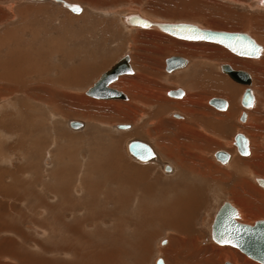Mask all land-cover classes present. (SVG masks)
<instances>
[{
  "label": "rangeland",
  "instance_id": "rangeland-1",
  "mask_svg": "<svg viewBox=\"0 0 264 264\" xmlns=\"http://www.w3.org/2000/svg\"><path fill=\"white\" fill-rule=\"evenodd\" d=\"M66 1L81 5L82 13L72 14L60 6L49 2L40 3L39 0H0V74L4 63L15 62L16 59L20 68L33 70H29V75L17 80L0 82V86L5 88L0 90V264H106L107 254L108 257L112 254V259H115L114 261L110 259L112 261L109 264H115L117 259L118 264L123 262L155 264L158 258L164 259L165 264H189L193 261L187 260L189 257L193 258L196 264H224L233 260L238 264H246L250 258L238 249L211 241L210 227L216 211L225 201L234 207L236 204L240 216L244 214L252 216L246 223L248 225L264 219L259 216L253 217L258 209L264 210V190L256 182L257 178L264 179V159L260 161V165L253 166L258 172L254 178L248 174L245 165L238 164L239 161L229 168V163L219 164L213 154L218 150L232 152L226 142L228 143L232 135L240 129L246 133V137L254 134L252 138L249 137L252 152L247 158H241L233 153L234 159L241 158L243 161L251 159L256 145L258 147L261 145L264 150V86L263 89L259 87L261 83L257 86L258 81L264 80V68L262 65L256 67L257 71L253 75L250 66L247 65L248 69L243 66L234 68L230 63L234 60L252 62V59L239 58L215 44L177 40L155 29H125L121 17L124 14L138 13L155 22H187L219 31L244 32L262 45L261 41H257L259 39L257 35L264 38V8L259 7L256 0L254 4L248 0H242L241 3L232 0ZM205 17L210 21L207 25H204ZM242 17L249 18L248 22L256 18L259 24L252 28L245 21L248 28L242 29L237 25L238 22L241 24ZM190 45L202 47L205 45L206 48L216 49V56L225 57L226 54L230 57L228 60H212L206 65L201 63L198 69H195L192 61L196 64V60L199 59L192 55ZM165 48L168 51L164 50ZM169 48H172V51ZM129 51L132 53L131 65L137 75L141 69L149 79H152L147 80L148 82L138 81L143 91L145 85L149 86L151 82H156L155 80L167 85L162 96L174 104L170 111L175 108L176 101H182L185 97L188 99L191 95L199 105L200 103L208 105V100L216 97L226 100L229 107L228 98L209 92L210 79L212 82L222 83L221 78H225L228 85L232 83L237 87L235 90L227 87L228 89L235 91L236 94L239 90L236 98L230 99L233 103L238 98L235 107L239 109V113L242 109L239 100L245 86L231 82L219 70V66L227 64L234 70L248 72L252 78L254 104L248 111L250 124L242 126L236 120L239 119V115L232 118L233 120L227 119L226 128L230 130L227 140L221 137L223 142L217 145V149L203 152L201 154V158H205L203 161L193 160L190 155L189 157L186 155V151L179 153L186 161L190 160L192 167L196 164L195 167L200 169L197 174L189 176L188 180L202 184L200 186L202 191L200 194L196 192L194 196L197 199V207H194L192 213L194 216L189 219L190 226H187L189 231L186 235L182 233L183 236L180 232L177 234L176 230H169L160 221L152 220L151 217L147 222L144 220L139 223V214H136L139 199L142 210L165 208L175 200L174 190L168 184L176 181L175 174L178 171L173 158L169 159L158 147L157 150L154 148L149 141L151 138L149 134L147 135L149 138H141L137 134L140 128L134 118L135 112L130 116L131 120L121 119L123 106L128 110L138 108L142 100L135 97L133 99L130 94L124 92L129 101H97L84 94L102 73ZM172 55L183 56L192 61L185 69L167 74L164 71L165 60ZM69 68L80 69L77 80L79 83L75 85L65 83V86L60 87L57 81L59 73L67 75ZM206 73L210 74H207L209 78L211 77L205 78L207 89H200L201 87L198 89L202 91L193 89L194 85L199 86L195 82L198 75L205 77ZM137 75L121 76L111 88L124 89L125 85L128 88L130 84L126 81L131 79L137 82L139 80ZM45 79L50 80L49 83H46ZM176 87L185 90L184 98L178 100L166 96L167 91ZM6 89L13 92L7 94ZM26 89H29V92ZM54 90H57V93L54 94ZM196 91L202 92L203 97L199 98V94H195ZM138 92L142 93L141 90H135V93ZM255 109V115L261 118L259 120L256 118L253 122ZM68 121L83 122L84 127L79 130L70 129ZM171 121L175 126L179 124V129L184 128L185 132L192 130L184 127L190 124L187 121L182 123L175 117ZM94 123L100 124L94 127ZM253 123L258 124L259 128L252 129ZM118 124H129L132 128L117 130L115 126ZM223 130L218 129L220 135ZM134 139L149 143L160 161L143 165L136 162L126 151L127 142ZM255 139L259 145L255 144ZM170 151L172 152V149ZM260 152L259 150L258 153ZM162 161L174 165V174L168 175L161 170ZM236 164L240 165V168ZM133 166L149 167L145 182L154 186L148 191L151 195L141 193L139 195L138 192L131 191L129 186L139 183L137 178L125 177L127 170ZM209 168L212 177L224 181V184L219 181L217 184H221L225 190L221 185L206 182L201 178L199 173ZM215 170L220 172L216 173ZM115 171L125 180L117 177L118 182L113 181L116 177ZM242 172H246L244 176ZM235 176L237 178L235 181L240 182L239 186L241 184L242 187L232 189L234 183L231 184L230 181H234ZM241 179H246L254 188L250 186L251 189H248L247 183ZM183 181H176L175 185L182 187L189 184L188 181ZM225 182L230 183L229 186ZM229 191H233L235 195ZM120 196H127V201L122 202ZM131 196L135 199H131ZM240 197L251 201L252 212L243 210L241 206L238 208ZM142 201L144 203H141ZM135 215L138 221L135 219V222H132L131 220L136 218ZM238 221L243 223L240 217ZM115 224H122L118 226L120 230L117 232L114 230ZM117 233H121V236L116 235ZM191 234L193 236H190ZM170 236L175 243L170 247V253L162 252L169 242L166 245H161V242L169 241ZM180 238H184L185 241L187 239L185 242L187 246H184L183 242L179 243ZM176 246L183 253V258L180 257L179 260L173 258ZM223 249L225 253L222 252Z\"/></svg>",
  "mask_w": 264,
  "mask_h": 264
},
{
  "label": "bare ground",
  "instance_id": "bare-ground-1",
  "mask_svg": "<svg viewBox=\"0 0 264 264\" xmlns=\"http://www.w3.org/2000/svg\"><path fill=\"white\" fill-rule=\"evenodd\" d=\"M66 1V0H65ZM232 1H235L236 3H241L242 2V0H232ZM248 1H251V2H253V4L255 3L254 1L255 0H248ZM40 3L42 2V3H45V2H49V3H52V4H54V5H56V6H60V7H62L60 4H57V3H55V2H53V0H42V1H39ZM68 2V1H67ZM70 3V2H69ZM256 3L259 5V7H263L264 8V0H256ZM73 4V3H72ZM79 5V4H78ZM257 5V6H258ZM81 8V11L79 12V13H77L76 15H79V14H81L82 13V10H83V8H82V6L81 5H79ZM254 6V5H253ZM63 9H65L64 7H62ZM222 8V7H221ZM220 7H218V9H221ZM263 8H261V10H263ZM217 9V8H216ZM217 9V10H218ZM72 14H74V13H72ZM129 16H138V17H140L141 19H144V20H146V21H148L151 25L150 26H147V27H143V26H138V25H130L129 23H127V18L129 17ZM236 16V15H235ZM238 17H239V15H238ZM245 17V16H244ZM244 17H242V22H243V24H242V22H241V24H239V22L237 23V25L240 27V28H242V29H247L248 28V25L250 24V27H252V28H254L255 26H257L258 24H257V21H259V20H257L256 18L255 19H253V21H251V22H248V20H249V18H246V19H243ZM260 17V16H259ZM208 17H205V19H203L205 22H206V24H204V25H207L208 23H210V21H208L209 19H207ZM251 18V17H250ZM258 18V17H257ZM239 19V18H238ZM251 19V20H252ZM152 19H148V18H146V17H143L142 15H140V14H138V13H130V14H124L122 17H121V22L123 23V27L125 28V29H130V28H133V29H155V30H157L158 32H160V33H162V34H165V35H168V36H170V37H172V38H174V39H177V40H181V41H184V42H192V43H209V44H215V45H218V44H216V43H212V42H209V41H205V40H192V39H181V38H177V37H174V36H172V35H170V34H168V33H166L165 31H162V30H160L156 25L157 24H160V23H169V24H192V25H195L196 27H198L199 29H209V30H213V31H219V30H214V29H210V28H206V27H201V26H199V25H197V24H193V23H187V22H155L154 20H152ZM154 21V22H153ZM245 21H247V24L248 25H246V22ZM203 22V21H202ZM204 23V22H203ZM263 24V23H262ZM212 26V25H211ZM260 27V26H259ZM238 28V27H237ZM222 31V30H221ZM224 32H228V31H224ZM153 33V32H152ZM241 33H244V32H241ZM254 33H255V35H257L256 34V32L254 31ZM247 34V33H246ZM248 35V34H247ZM251 37V36H250ZM254 37V36H253ZM256 37V36H255ZM257 37L260 39H256L257 41H261L263 44L261 45V44H259V43H257L256 41H255V39L254 38H252L255 42H256V44H258V45H260L261 46V50H260V54H259V56L258 57H255V58H251V57H242V56H239V55H236V54H234V53H231L230 51H228L225 47H223V46H221V45H218V46H220V47H222V48H224V49H226L228 52H230L231 54H233V55H235V56H237V57H239V58H246V59H252L253 61L252 62H246V63H244L245 61L243 60L242 62H238V60H234L233 62L231 61L230 63H231V65H232V67H238V66H243L244 68H246V69H248L247 68V65L248 66H250L251 68H250V70H251V72H252V74L254 75V72L255 71H257V68L256 67H258V66H261L262 65V68H264V38H261L259 35H257ZM157 39V38H156ZM161 40V39H160ZM199 45H201V44H199ZM194 46V45H190V47H191V50L193 51V54H192V52L190 53V52H182L183 54H192L194 57H196L197 59H199V60H196L197 61V63L195 64H193V61L192 60H190V59H186V58H184L183 56H179V55H172V56H176V57H181L182 59H185L186 60V63L181 67V68H179V69H176V70H174V71H172L171 73H168V72H166L165 71V68H164V71L167 73V74H172V73H174V72H177V71H180V70H183V69H185V67L188 65V64H190L191 63V61H192V65H193V67L195 68V69H198V67H199V65L201 64V63H203V65H206V64H210V62L212 61V60H216V61H220V60H228V58L230 57V56H228V55H226V54H224L225 55V57L224 56H216L215 55V50L216 49H211V48H206V47H202V46ZM160 49H161V47H159ZM158 48V49H159ZM171 51H172V48H169ZM162 50V49H161ZM164 50H167L168 51V49H164ZM160 51V50H159ZM263 53V54H262ZM17 55V54H16ZM15 55V56H16ZM262 55V56H261ZM20 56V55H19ZM172 56H169V57H172ZM261 56V57H260ZM122 57H127V62H128V65H129V71L128 72H126V73H123V74H121V75H118L117 76V78L113 81V82H111L109 85H108V87L109 88H111L112 86V84L115 82V81H119L118 80V78L119 77H121V76H125V75H133V74H136L137 75V73H136V71L134 70V69H132V67H131V65H130V62H131V59H130V51L129 52H127V54L125 55H122L116 62H118ZM168 57V58H169ZM260 57V58H259ZM168 58H166V59H168ZM258 58V59H257ZM25 59V58H24ZM26 62V61H25ZM31 62V61H30ZM115 62V63H116ZM209 62V63H208ZM114 63V64H115ZM3 64V63H2ZM1 64V65H2ZM28 64V63H27ZM31 64V63H30ZM113 64V65H114ZM112 65V66H113ZM29 66V65H28ZM111 66V67H112ZM164 67H166L165 65H164ZM2 72H1V74H0V82L1 83H5V81H13V80H17V79H19V78H22V77H25V76H27V75H29V73H30V71L32 70H24V68H20V66H19V63H18V60L16 59V61L15 62H13V61H10V62H6V63H4V65H2ZM262 68H260V70H262ZM233 69V68H232ZM79 70L80 69H76V68H73V69H70L69 68V71L66 73L67 75H65L64 73H62V72H60V70H59V76H58V80L57 81H59V83H58V85H60V87L61 86H65V83H67V84H73V85H75V84H77V83H79V82H77V80H79L78 78H79ZM219 70H220V66H219ZM33 71V70H32ZM221 71V70H220ZM210 72H212V71H209V73ZM248 73V72H247ZM57 74V73H56ZM208 73H206L205 74V77L204 76H202V75H198V77H197V79H196V81L195 82H197L198 84H199V86L198 87H196L195 85L193 86V89H195V88H200V89H207V87H206V82H205V78H209L208 77V75H210V74H208ZM249 74V73H248ZM70 75V76H69ZM226 75V74H225ZM250 75V74H249ZM16 76V77H15ZM57 76V75H56ZM94 76V75H93ZM227 76V75H226ZM30 77V76H29ZM45 77V76H44ZM136 77H139V78H142V79H144V80H152V79H149V77L146 75V73H145V71H142L141 69H140V73L136 76ZM213 77H214V75H213ZM228 77V76H227ZM99 78V77H98ZM97 78V79H98ZM211 78V77H210ZM209 78V79H210ZM229 78V77H228ZM96 79V80H97ZM122 79V78H121ZM222 80H223V82L222 83H216V82H212V79H210V81H209V85H210V89H209V92L211 93V94H214L215 95V93L216 94H219L220 96H222V97H226V98H228L227 100H228V102H229V107L228 106H226V108L224 109V110H218V111H222V114H220L223 118L220 120V121H218V126H217V128H219V129H224L223 127H225V129H226V121H227V119L228 120H230V119H232V118H234L236 115L238 116L239 115V117H240V114H241V112H245L246 113V119H245V121L244 122H241V121H239V119H236V120H238L239 121V123H241V125L242 126H246V125H248V124H250V115L248 114V111H249V109L253 106H250V107H247V108H245V107H242L241 106V104H240V100H239V104H240V106H241V110L239 111V113H238V108L237 107H235L236 106V102H237V100H238V98H237V100H236V102L235 101H233V103H231L230 102V99H232V97H234V98H236V96L238 95V92H239V90H237V94H236V92L234 91L233 92V90H235V89H237V87L236 86H234V85H232V83L230 84V85H228L226 82H227V80H224L225 78H221ZM230 79V81L231 82H233V83H236V84H240V85H243V84H241V83H238V82H235V81H233L231 78H229ZM250 79H252L251 78V76H250ZM23 80V79H22ZM21 80V81H22ZM43 80V79H42ZM178 81H179V79H177ZM19 81V80H18ZM20 81V82H21ZM45 81H46V83H49V81L50 80H46L45 79ZM171 81H173V80H171ZM193 81V80H192ZM52 82V81H51ZM95 82V81H94ZM212 82V83H211ZM15 83H16V81H15ZM18 83V82H17ZM22 83V82H21ZM126 83L127 84H132V85H134V86H136V87H138V82H136L135 80H129V81H126ZM258 83L260 84V86L259 87H262V89H263V86H264V80H261V82H257V86H258ZM251 84H252V80H251ZM251 84H250V89H251ZM25 85V84H24ZM262 85V86H261ZM21 86V85H20ZM32 86V85H31ZM48 86V85H47ZM70 86H72V85H70ZM243 86H245V88H246V85H243ZM24 87V86H23ZM25 87H27V86H25ZM189 87H190V85H189ZM227 87H229V88H231V89H233V90H231V89H228ZM16 88V87H15ZM191 88V87H190ZM5 88H3V86L1 87L0 86V90H4ZM111 89H113V88H111ZM179 89V88H178ZM200 89H198V90H200ZM7 90V89H6ZM5 90V91H6ZM13 90V89H12ZM25 90V89H24ZM114 90H116V89H114ZM175 90H177V89H175ZM182 90V89H181ZM245 90V89H244ZM252 90V89H251ZM260 90V89H259ZM4 91V92H5ZM26 91L27 92H29V89H26ZM52 91V90H51ZM59 91V90H58ZM116 91H118V90H116ZM171 91H174L173 89L172 90H170V91H167L166 92V96L167 97H170V98H175V99H178L179 100V98H184V96H185V91L184 90H182L183 91V96L182 97H171V96H168L167 95V93L168 92H171ZM220 91V92H219ZM241 91V90H240ZM264 91V90H263ZM11 92H13V91H11ZM10 92V90L8 89L7 90V94L8 93H11ZM120 92V91H119ZM243 92L244 91H241V97H242V94H243ZM253 92V91H252ZM54 94L55 93H57V90H54V92H53ZM121 93H123V92H121ZM192 93V92H191ZM62 94V93H61ZM85 94V93H84ZM124 94V93H123ZM138 94L139 93H135L133 96L134 97H137L138 96ZM236 94V95H235ZM64 95V94H63ZM86 95V94H85ZM87 96V95H86ZM124 96H125V98L124 99H122V98H117V99H100V98H93V97H90V96H88V97H90V98H92V99H96L97 101L98 100H119V101H128L129 99H128V97L124 94ZM61 97V96H60ZM241 97H240V99H241ZM253 97H254V93H253ZM174 99V100H175ZM210 100V99H209ZM208 100V101H209ZM53 101V100H52ZM102 101V102H103ZM226 101V100H225ZM102 102H98L99 104H101ZM190 102H192V104H190ZM200 102V101H199ZM53 103H55L54 101H53ZM97 103V104H98ZM104 103V102H103ZM188 104V106L190 105V106H194V105H197L198 104V102H197V100H194L193 99V96L191 95L190 96V99L189 100H182V101H177V102H175V108L173 109V110H176V111H180L182 114H184V115H187L188 116V118L192 121V122H194V120L196 121V122H199V123H202L203 122V120H198V118L196 117V118H194V115H195V113H194V109H187L186 107H184V104ZM208 103V102H207ZM105 104V103H104ZM185 104V105H186ZM254 104V103H253ZM199 105V104H198ZM208 105H209V103H208ZM264 105V104H263ZM209 106H211V105H209ZM212 107V106H211ZM228 107V108H227ZM214 108V107H213ZM172 109V108H171ZM257 109H258V107H257ZM162 111V110H161ZM161 111H159L160 113H161ZM223 111H225V112H223ZM255 111H256V109L254 110V112H253V122H255V120H256V118H258L256 115H255ZM133 113H134V111H133ZM238 113V114H237ZM262 114V113H261ZM175 118H180V119H183V118H185V117H183V116H179V115H177V114H175V115H173ZM262 116V115H261ZM238 117V118H239ZM194 118V119H193ZM261 118V117H260ZM260 118H258V120L260 119ZM218 119H220V118H218ZM162 120V119H161ZM233 120V119H232ZM69 122L70 121H68L67 122V125L69 126ZM77 122H79V121H77ZM79 123H81L82 124V126L80 127V128H82V127H84V124H83V122H79ZM203 124V123H202ZM254 124V123H253ZM119 125H124V127H125V129H131L132 128V126L131 125H129V124H118V125H116V126H119ZM115 126V127H116ZM128 126V127H127ZM127 127V128H126ZM234 127V126H233ZM259 128V126H258V124L257 125H252V129H254V128ZM70 128V127H69ZM80 128H78V129H73V130H79ZM70 129H72V128H70ZM116 129L117 130H119V128H117L116 127ZM125 129H120V130H125ZM184 128H180V130L181 131H186V130H183ZM189 130H191V131H189V132H187V133H190L191 135L192 134H194V135H196V131L193 129V128H188ZM250 129H251V127H250ZM82 130V129H81ZM194 130V132H192ZM218 131V130H217ZM220 132V131H219ZM177 133V132H176ZM238 133H241V134H243L244 136H245V132L242 130V129H240V130H238V131H236L233 135H232V137H231V139H230V141L227 143L226 142V145H227V147H229L230 149H232V152H228V151H224V152H226L228 155H229V159H228V161L226 162V163H229L230 165L228 166L229 168H231L232 167V165H234L235 163H237L238 161H239V163L238 164H240V163H242L243 165H245V167H247V170H248V174H250V175H253V177L255 178V176H257V174H258V172L256 171V168H254L253 166H255V165H260L261 164V162L260 161H262L263 159H264V150H263V148L262 147H258L257 145L255 146V150H253V156H252V158L251 159H249V160H247V161H243V160H241V158H247V157H249L250 155H251V140L249 139V137H251L252 138V136L254 135V134H252L251 133V135L249 134V137H248V135H247V141H248V154L247 155H240L238 152H237V149H236V147L233 145V141H234V137H235V135L236 134H238ZM163 137V136H162ZM168 137V136H167ZM165 138V137H164ZM169 139V138H168ZM191 140V139H190ZM189 140V141H190ZM131 141H140L139 139H134V140H131ZM131 141H129V142H131ZM206 141V140H205ZM129 142H127V144H126V151H127V153L128 154H130L129 152H128V148H127V146H128V143ZM141 142H144V141H141ZM178 142V141H177ZM181 142V141H180ZM255 144L257 143L258 145H259V142H257V139H255ZM144 143H146V142H144ZM262 143V142H261ZM146 144H148V143H146ZM150 147H151V149H152V151H153V154H154V158H152V159H150V160H148V161H140V160H138V159H136V158H134L131 154V157L137 162L138 161V163H140L141 165H143V164H150V163H156V162H159L160 161V159H159V156H158V154L154 151V149L152 148V146L150 145V144H148ZM186 145V144H185ZM165 146V145H164ZM164 146H159L158 148L160 149V151H163V153L169 158V159H172L173 160V162L177 165V167H178V171H177V173L175 174L176 176H175V178H177L176 179V181H181V182H184L183 180H185V182L186 181H188L189 182V184L187 183L186 185H182V187H180V185H175L176 184V181H173V182H170V184H168V185H170L169 187L172 189V190H174V195L175 196H173V198H175V200H173L172 201V203H170L167 207H165V208H145V209H143L142 210V208H141V206H142V204H140L139 203V201H140V199H139V201H137V203L139 204L137 207H138V210H137V215L139 214V223H141V221H144V222H147L148 220L147 219H151L152 218V220H154V221H156V220H158V222L160 221L161 223H163L165 226H166V228H168L169 230L170 229H172V230H176V233L178 234V232H180V235L183 233V234H187L188 233V231H189V229L187 228V226H190V225H188V222H189V219L191 218V217H193L194 215H192V213H193V211H194V207H197V199H195V194H196V192L198 193V194H200V192L202 191V189H201V187L200 186H202V184H196L195 183V181L193 182V181H189L188 180V177L189 176H192V175H194V174H197L198 172H199V170L200 169H198V168H196L195 166H196V164H194L193 165V167H192V165L190 164V163H188L185 159H183V157L178 153V152H176L175 154L173 153L174 152V150H172V152L170 151V147H166V148H168V150H165L164 148ZM171 146V145H170ZM188 148H189V150L192 148L193 149V147H189V146H186L185 147V149H187L188 150ZM194 150H195V148H194ZM258 150V151H257ZM259 150L261 151L260 153H258L259 152ZM205 151H207L206 149H204L203 147H199V149H197L196 151H193V150H191V151H186L187 152V154L186 155H188V157H189V155L191 156V158H193L195 161L197 160V161H203V159H205V158H201V154L203 153V152H205ZM219 151V150H218ZM221 151H223V150H221ZM191 154H190V153ZM233 153H235L236 155H238V156H240L241 158H240V160H238V159H234L233 158ZM184 156H185V154H184ZM185 157H187V156H185ZM215 159V158H214ZM216 160V159H215ZM217 161V160H216ZM219 164H225V163H221V162H219V161H217ZM114 163H116V162H114ZM237 165V164H236ZM160 166H161V170L165 173V174H168V175H171V173L172 174H174V171H173V167H172V165H169V164H166V163H163V161L160 163ZM165 166H169V170H165ZM237 166H239V168H240V165H237ZM236 166V167H237ZM29 167V166H28ZM92 167V166H91ZM243 168L244 170L246 169V168ZM117 167H115V169H116ZM160 168V167H159ZM211 168V167H210ZM210 168L209 169H207L205 172H203L202 171V173L200 172L199 174L201 175V178L202 179H204V181H206V182H208V181H210V183H212V182H214V184L216 183L217 184V182L219 181V183H222V184H224L223 182L224 181H220V180H218V179H216V177L214 178V177H212V171L210 170ZM238 168V169H239ZM107 169H109V168H107ZM114 169V168H113ZM148 169H149V167H146V166H141V167H137V166H133L132 167V169H128L127 170V173L125 174V177L128 179H133V178H137L138 179V181H139V183H137V184H133V186L132 185H130L129 187L131 188V191L132 192H135V193H137L138 192V194L139 193H141V194H143V195H151L150 194V192H148V191H151L150 189H152L153 187H152V184H148V183H146L145 182V180L147 181V173H148ZM212 169V168H211ZM237 169V168H236ZM117 170V169H116ZM121 170V169H120ZM213 170V169H212ZM216 171V173H219L220 171H218V170H215ZM229 171V170H228ZM240 172L242 171V167H241V170H239ZM246 171V170H245ZM234 172V171H233ZM115 173H116V177L115 178H113V181H115V182H118V181H116L117 180V177L118 178H120L119 176V174H118V172L117 171H115ZM244 173H246V172H244ZM244 173L242 172L241 174L244 176ZM215 174V173H214ZM231 175H232V173H230ZM237 174V173H236ZM236 174H234V175H236ZM247 174V175H248ZM223 175V174H222ZM239 175H240V173H239ZM242 175H240V176H242ZM59 176V175H58ZM227 176V175H226ZM230 176V175H229ZM239 176V177H240ZM209 178V179H208ZM227 178V177H226ZM229 178V177H228ZM231 178V177H230ZM235 178H236V176L234 177V181H230V183L232 182V183H234V185H232V189H235L236 187H238L239 186V183H237V181H235ZM241 178V177H240ZM245 178H246V175H245ZM1 179V178H0ZM121 179V178H120ZM237 179V178H236ZM257 179H260V178H257ZM257 179H256V182H257ZM121 180H125V178L123 177V179H121ZM121 180H119V181H121ZM241 180H243V179H241ZM262 180H264V179H262ZM239 181V180H238ZM244 182H246L247 183V186H248V189H251L250 188V186L252 187V189L254 188L252 185H250V183L249 182H247L246 181V179L245 180H243ZM126 183H127V181H125ZM90 183V182H89ZM120 183H122V181L120 182ZM119 183V184H120ZM153 183H155L154 181H153ZM202 183V182H201ZM226 184H228V186H229V184L230 183H228V182H225ZM231 183V184H232ZM115 184V183H114ZM157 184V183H156ZM244 185H245V183H243ZM257 184H258V182H257ZM122 185H123V183H122ZM143 186V188L141 189V187ZM154 185V184H153ZM158 185V184H157ZM156 185V186H157ZM217 185H219V184H217ZM221 185V184H220ZM219 185V186H220ZM259 185V184H258ZM140 186V188L138 189V187ZM225 186H227V185H225ZM231 186V185H230ZM263 190H264V188L261 186V185H259ZM9 187V186H8ZM221 187H222V185H221ZM239 187H242L241 186V184H240V186ZM238 187V188H239ZM170 188H167V189H170ZM3 189V188H2ZM15 189V188H14ZM121 189V188H120ZM155 189V188H154ZM181 189V190H180ZM222 189H224L225 190V187L223 188L222 187ZM241 190H243V188L241 189ZM109 192V191H108ZM173 192V191H172ZM224 192V191H223ZM233 196L235 195V193L233 192V191H229ZM60 193V192H59ZM114 193V192H113ZM152 193V192H151ZM171 193V192H170ZM228 193V192H227ZM134 194V193H133ZM172 194V193H171ZM140 195V194H139ZM238 195H241V194H239L238 193ZM109 196V195H108ZM122 196H120V198H121ZM145 197V196H144ZM263 197H264V194H263ZM112 198V197H111ZM117 199H119V198H117ZM131 199H135V198H133L132 196H131ZM137 199V198H136ZM240 201H239V199H238V201H239V203H238V205H239V207L238 208H240V206L242 207V209L243 210H248V211H251L252 210V207H251V205H252V203H251V201H249V200H246V199H243V197H240ZM125 200L127 201V196L126 197H122V199H121V201L122 202H125ZM155 200V199H154ZM98 201V200H97ZM171 201V200H170ZM110 202H111V200H110ZM141 203H144L143 201L141 202ZM237 203V202H236ZM113 204H115L114 202H113ZM129 204V203H128ZM159 205V204H158ZM237 205V206H238ZM116 206V205H115ZM146 206V205H145ZM148 206V205H147ZM123 207V206H122ZM150 207V206H149ZM117 208H118V205H117ZM235 208L237 209V207H236V204H235ZM115 209V208H114ZM147 209H150V210H147ZM238 210V209H237ZM252 212V211H251ZM164 213V214H163ZM150 214H152V215H150ZM240 214V212H239V210H238V215ZM134 215V214H133ZM245 215V214H244ZM244 215L243 216H240L239 215V217H240V219L241 220H243V223H248L247 221L249 220V218H251L252 216H250V215H245V217H244ZM136 216V215H135ZM264 217V210L262 209V211L261 210H259L258 209V211H256V215H254L253 217ZM149 217V218H148ZM151 217V218H150ZM123 219V218H122ZM135 219L138 221V218H137V216H136V218H133L131 221L132 222H135ZM142 219V220H141ZM112 222V221H111ZM151 221H149V223H150ZM158 222H156V223H158ZM129 223H130V221H129ZM119 224V223H118ZM118 224H115L114 225V230L117 232L118 230H120L119 229V227L118 226H122V224L121 225H118ZM146 225V224H145ZM190 228V227H189ZM14 229V228H13ZM122 229V228H121ZM141 229V228H140ZM119 232H121V231H119ZM115 233V232H114ZM175 233V232H174ZM194 233V232H193ZM192 233V234H193ZM121 234V233H120ZM119 233H117L116 235H118V236H121ZM183 234H182V236H183ZM190 235V236H193V235ZM176 235V234H175ZM173 237V236H172ZM195 237V236H194ZM170 238H171V236H170ZM193 238V237H192ZM197 238V237H196ZM195 238V239H196ZM116 239L120 242V240L118 239V237H116ZM168 240L169 241H166V240H163L162 242H161V245H166V243L167 242H169V244H168V246L165 248V249H163L162 250V252H165V253H170V251H169V249H170V247L172 246V244H174L175 243V240L174 239H169L168 238ZM189 240V239H188ZM178 241H179V243L180 242H183L184 243V246H187V245H185V242L187 241V239H186V241H185V239L184 238H180V240L178 239ZM145 242V241H144ZM193 242V241H192ZM114 243V242H113ZM143 244V243H142ZM182 245V244H181ZM222 246V245H221ZM195 248V247H194ZM180 248L179 247H177L176 246V249L174 250V251H176L175 252V256L173 257L175 260H179L180 259V257H182L183 258V253H182V251H180L179 250ZM168 251V252H167ZM173 251V250H172ZM184 251V250H183ZM196 251V250H195ZM201 251V250H200ZM222 252H224L225 253V250L223 249L222 250ZM174 254V253H173ZM180 254V255H179ZM243 254V253H242ZM116 255H119V254H116ZM227 254H225V256H226ZM109 255L107 254L106 255V264H109L112 260L114 261L115 259H112V254H111V257H108ZM114 256H115V254H114ZM191 256V255H190ZM229 256V255H228ZM246 256V255H245ZM117 257V256H116ZM116 257H114V258H116ZM247 257V256H246ZM105 257H103V259H102V262H104V259ZM118 258H119V256H118ZM249 258V257H248ZM96 259H97V257H96ZM110 259H112L111 261H110ZM160 259V258H159ZM187 259V258H186ZM227 259V258H226ZM98 260H100V258L98 257ZM118 260V259H117ZM116 260V261H117ZM187 260H193V261H191L189 264H191V263H194V264H196L195 263V261H194V259L193 258H191V257H189ZM116 261L114 262L115 264H118V263H116ZM119 261V260H118ZM162 261H163V264H165V262H164V259H162ZM235 260H233V262L232 261H228V263H234V264H238L236 261L234 262ZM122 262V261H121ZM248 262V263H247ZM247 262H246V264H261V263H259V262H257V261H254V260H251V259H247ZM124 263V262H123ZM122 263V264H123ZM230 263V264H231ZM97 264V263H96ZM113 264V263H112Z\"/></svg>",
  "mask_w": 264,
  "mask_h": 264
},
{
  "label": "water",
  "instance_id": "water-1",
  "mask_svg": "<svg viewBox=\"0 0 264 264\" xmlns=\"http://www.w3.org/2000/svg\"><path fill=\"white\" fill-rule=\"evenodd\" d=\"M53 2L60 4L62 7L74 14L81 11V7L78 4H72L65 0H53ZM126 21L130 25L143 27L151 25L148 21L141 19L138 16H129ZM156 26L160 30L177 38L205 40L216 43L225 47L231 53L242 57H258L261 50V46L256 44V42L246 33L199 29L195 25L183 23H160ZM185 63L186 60L181 57H169L165 60V71L171 73L172 71L181 68ZM220 70L233 81L246 85L240 99V104L245 108L252 106L254 103V97L253 92L249 87L251 84L250 75L243 70H234L227 64H221ZM128 71L129 65L127 57H122L118 62L110 67V69L102 73L93 85L85 91V94L87 96L100 99H124L125 96L123 93L109 88L108 85L113 82L118 75ZM167 95L171 97H182L183 91L181 89H177L168 92ZM208 103L217 110H224L227 106V102L224 99L216 97L211 98ZM245 119L246 113L241 112L239 121L244 122ZM81 126L82 124L77 121L69 122V127L72 129H78ZM116 127L119 129H125L124 125ZM233 145L236 147L237 152L240 155L248 154V141L243 134L238 133L235 135ZM127 148L128 152L140 161H148L154 158L151 147L144 142L131 141L128 143ZM213 157L221 163H226L229 159V155L221 150L216 151L213 154ZM169 169V166H165V170ZM257 182L264 188V180L257 179ZM238 218L239 215L237 209L229 202H223L216 211L210 227L211 241L218 245L236 248L250 259L264 264V219L256 220L252 225H248L239 222ZM155 264H163L162 259L158 258Z\"/></svg>",
  "mask_w": 264,
  "mask_h": 264
},
{
  "label": "crops",
  "instance_id": "crops-1",
  "mask_svg": "<svg viewBox=\"0 0 264 264\" xmlns=\"http://www.w3.org/2000/svg\"><path fill=\"white\" fill-rule=\"evenodd\" d=\"M134 42H136V41H134ZM131 54L132 53H130V59L132 61V55ZM133 62H134V60H133ZM130 65H131V62H130ZM131 67H132V65H131ZM132 69H133V67H132ZM138 79L139 80H137V82L140 80H144V79L139 78V77H138ZM144 81L148 82L147 80H144ZM155 81L156 82H151L149 84V86L145 85L144 91L141 89L140 85H138L139 89H137L136 87L132 86L131 84L128 86V88L126 87V85H125L124 89L116 88V89L124 92L127 95L130 94L133 99H134L133 93H135V90H141L142 91V93L138 92L139 93L138 96L135 97V99L140 98V100H142V103L140 104V106L138 108L134 107L133 109H129V110L126 109L125 106H123L124 110H122L123 112L121 114L123 116V117H121V119L131 120L130 116L133 113L131 110H133L135 112L134 118L136 119V123L138 124V126L140 128V130L137 132V134L141 138H149V137H147V135L149 134V136L151 137V138H149V141L151 142V144L154 146V148L156 150H157V147H159V146L161 147V146L165 145V146L170 147L172 150H174L175 152H178V153L181 151H191V150L196 151L197 149H199V147H203L207 151H213V150L217 149V147L221 144V142H223V139L227 140L230 130H228L227 128L226 129L224 128L222 135H220V133L217 131L219 129V128H217V126L219 124L218 121H220L223 118L220 115L222 113H220L217 109H215L209 105H206V104L204 105L203 103L202 104L200 103V105H196V106H190V105L188 106V104L185 103L186 105L184 104V107H186L187 109H194L195 110L194 111V113H195L194 118L197 117L198 120H200V119L203 120V122H202L203 124L196 122L195 120H194V122H192L193 120L191 121L188 117L182 115V113L180 111L178 112L176 110H172V111L169 110L170 108H172L174 106V104L168 102L162 96V93H163L164 89L167 87V85L163 84L160 81H157V80H155ZM177 88L178 87L174 88V90ZM179 89H181V88H179ZM209 89H210V85H209ZM182 90H184V89H182ZM200 91H202V90H200ZM200 91L199 92L196 91L195 94H199V98H202L203 94H202V92L200 93ZM185 96H186V92H185ZM128 99H129V97H128ZM186 99H187V97L184 98V100H186ZM189 99L190 98H188L187 100H189ZM159 111H161V113ZM175 114H177L179 116L182 115L183 117H185L183 119L178 118V120L179 121L181 120L182 123H184L186 121L189 122L190 124L184 125V127H186L187 129L194 127L193 129L196 131V135H194V134L191 135L190 133H187L185 131H181L179 129V124H176V126L173 125L171 119L172 118L174 119L173 115H175ZM218 118H220V119H218ZM115 119L118 120L117 118H115ZM179 121H175V122L179 123ZM99 124L100 123H98V124L94 123V127L99 125ZM221 137L223 139H221ZM186 146L193 147V149L191 148L189 150V148H188V150H187V149H185ZM194 148H195V150H194ZM164 149L168 150V148H166V147ZM187 161L189 163L190 160L188 159ZM172 167H173V171L175 172L174 165H172Z\"/></svg>",
  "mask_w": 264,
  "mask_h": 264
},
{
  "label": "flooded vegetation",
  "instance_id": "flooded-vegetation-1",
  "mask_svg": "<svg viewBox=\"0 0 264 264\" xmlns=\"http://www.w3.org/2000/svg\"><path fill=\"white\" fill-rule=\"evenodd\" d=\"M182 116V115H181ZM149 144V143H148ZM161 259V258H160Z\"/></svg>",
  "mask_w": 264,
  "mask_h": 264
},
{
  "label": "snow or ice",
  "instance_id": "snow-or-ice-1",
  "mask_svg": "<svg viewBox=\"0 0 264 264\" xmlns=\"http://www.w3.org/2000/svg\"><path fill=\"white\" fill-rule=\"evenodd\" d=\"M75 10V9H74Z\"/></svg>",
  "mask_w": 264,
  "mask_h": 264
}]
</instances>
